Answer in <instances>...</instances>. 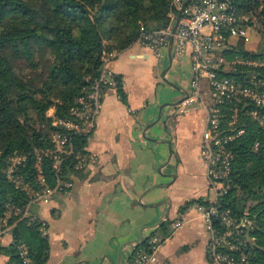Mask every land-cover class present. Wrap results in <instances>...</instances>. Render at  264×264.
I'll list each match as a JSON object with an SVG mask.
<instances>
[{
	"label": "crops",
	"instance_id": "obj_1",
	"mask_svg": "<svg viewBox=\"0 0 264 264\" xmlns=\"http://www.w3.org/2000/svg\"><path fill=\"white\" fill-rule=\"evenodd\" d=\"M256 32L251 29L253 39ZM256 46V38L230 43L241 52ZM105 59L114 79L120 76L127 101L117 85L106 90L84 148L91 161L72 175L71 188L31 206L30 215L44 221L49 235L45 264H126L142 248L135 246L142 236L144 242L150 236L160 240L152 264H212L199 203L180 210L189 200L214 198L201 155L207 109L183 100L192 79L188 54L135 42ZM164 213L161 223H173L163 240L152 232ZM0 233V247L13 242L11 230ZM0 264H9L2 252Z\"/></svg>",
	"mask_w": 264,
	"mask_h": 264
},
{
	"label": "trees",
	"instance_id": "obj_2",
	"mask_svg": "<svg viewBox=\"0 0 264 264\" xmlns=\"http://www.w3.org/2000/svg\"><path fill=\"white\" fill-rule=\"evenodd\" d=\"M172 2L0 0V223L11 206L22 207L30 199L8 179L9 159L23 158L16 171L35 191L42 189L37 181L40 161L47 184L53 187L57 176L53 160L46 154L54 146L52 134L65 132L83 153L89 139L54 125V121L74 119L71 109L89 92L86 87L97 77L104 53L128 49L138 41L142 28L156 30L170 24ZM254 5H260V0L243 2L244 7ZM115 80L121 99L127 101L120 76ZM51 108L54 116L47 113ZM243 123L244 133L232 143V186L220 203L238 216L249 213L251 234L256 237L250 258L264 264V127L248 115L243 116ZM74 166V157H68L62 176L80 175L82 171ZM194 203L205 202L189 200L180 210ZM8 223H15L13 242L0 247V252L9 256V264H23L20 244L26 245L32 264H45L50 240L44 221L13 215ZM172 223L163 221L152 234L166 239Z\"/></svg>",
	"mask_w": 264,
	"mask_h": 264
},
{
	"label": "built area",
	"instance_id": "obj_3",
	"mask_svg": "<svg viewBox=\"0 0 264 264\" xmlns=\"http://www.w3.org/2000/svg\"><path fill=\"white\" fill-rule=\"evenodd\" d=\"M184 1L173 0L167 27L156 30L142 28L137 42L156 52L171 45L176 56L188 54L190 58L192 79L190 91L183 99L184 104L205 106L207 109L201 155L214 198L197 204L196 208L206 221L209 235L207 251L211 263L258 264L250 258L256 237L251 234L253 220L249 213L236 215L231 208L221 205L220 198L232 186V143L245 131L243 116L256 119L264 127V50L260 47L247 49L249 54L243 55L239 49L232 50L230 47L232 39L249 43L251 29L257 31V26H262L256 14L264 12V0H260V5L251 7L243 6L247 0H197L185 9L174 30ZM107 56L104 53L97 77L86 87L89 91L87 95L71 109L74 119L56 120L54 125L89 138L95 129L106 90L116 85L113 72L106 65ZM52 142L54 146L46 154H51L57 176L53 187L47 184L40 161L37 163V181L42 186L40 191H35L17 173L15 166L23 160L22 157L14 166L7 167L8 179L17 188L25 190L30 199L22 207L14 205L9 208L0 223V232L12 231L15 223H8V219L13 215L32 222L35 219L30 215L33 204L48 202L55 194L73 186L72 176L69 179L62 176L68 157H74L76 170H82L91 161L87 153L75 149L65 132L57 130ZM179 225L177 223L175 227ZM159 247V238L150 236L146 246L133 253L126 264L155 263ZM19 251L23 264H32L25 244L19 245Z\"/></svg>",
	"mask_w": 264,
	"mask_h": 264
},
{
	"label": "rangeland",
	"instance_id": "obj_4",
	"mask_svg": "<svg viewBox=\"0 0 264 264\" xmlns=\"http://www.w3.org/2000/svg\"><path fill=\"white\" fill-rule=\"evenodd\" d=\"M197 1V0H196ZM195 1V2H196ZM256 6V5H255ZM257 15V18H260L259 20H258V22H259V24H261L262 26H257V31H258V34H257V37H254V39H253V37H252V39H251V41H250V43H252L254 40H255V38H256V42H257V46H256V49L257 48H261L262 50H264V15L262 14V13H257L256 14ZM108 55H109V53H108ZM27 71V70H26ZM190 106H186V107H184V109H187V108H189ZM48 115H50V116H54L55 115V109L54 108H51L48 112ZM174 114V113H173ZM175 115V114H174ZM55 133V132H54ZM53 133V134H54ZM53 134H52V138H53ZM50 150V149H49ZM48 151V150H47ZM50 154V153H49ZM51 155V154H50ZM19 160V157L18 156H13V157H11L10 159H9V166H14V164L17 162ZM15 168H16V166H15Z\"/></svg>",
	"mask_w": 264,
	"mask_h": 264
},
{
	"label": "water",
	"instance_id": "obj_5",
	"mask_svg": "<svg viewBox=\"0 0 264 264\" xmlns=\"http://www.w3.org/2000/svg\"><path fill=\"white\" fill-rule=\"evenodd\" d=\"M191 2H192V0H185V1H184V4H183V6H182V8H181V10H180V12H179V15H178V18H177L176 24H175V26H174V30L177 28L178 23H179L180 19L182 18L183 12H184L185 9L191 4ZM159 118H160V117H159ZM162 186H163V185H155V187H162ZM151 188H152V187H151ZM151 188H150V189H151ZM150 189H149V190H150ZM142 197H143V195H142ZM164 202H167V201H162V203H164ZM146 205H147V206H154V205H152V204H146ZM165 214H166V213H164V214L162 215V217L159 219L157 225L160 224L161 221L164 219ZM143 242H144V237L142 236V237H141V240H140L135 246L138 247V246H140L141 244H143Z\"/></svg>",
	"mask_w": 264,
	"mask_h": 264
}]
</instances>
